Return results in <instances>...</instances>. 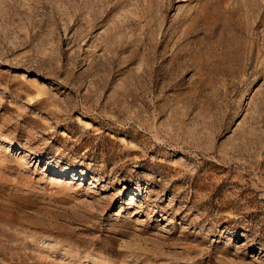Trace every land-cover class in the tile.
<instances>
[{
	"label": "rangeland",
	"instance_id": "rangeland-1",
	"mask_svg": "<svg viewBox=\"0 0 264 264\" xmlns=\"http://www.w3.org/2000/svg\"><path fill=\"white\" fill-rule=\"evenodd\" d=\"M0 264H264V0H0Z\"/></svg>",
	"mask_w": 264,
	"mask_h": 264
}]
</instances>
